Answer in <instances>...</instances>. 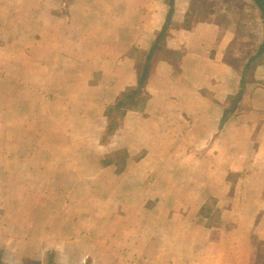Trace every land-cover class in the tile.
I'll return each instance as SVG.
<instances>
[{"label":"crops","instance_id":"crops-1","mask_svg":"<svg viewBox=\"0 0 264 264\" xmlns=\"http://www.w3.org/2000/svg\"><path fill=\"white\" fill-rule=\"evenodd\" d=\"M245 1L255 10L257 30L248 33L254 41L249 56L236 66L228 56L250 20L192 21L185 29L187 16L192 20L190 2L174 0L169 31L153 53L147 100L119 119L105 145V111L136 86L137 61L153 48L169 6L167 0L68 1L53 23L62 47L69 48L68 58H59L62 76L70 78L57 88L60 118L65 109L85 129V140L103 150L94 154L98 162L65 175V166L36 164L33 150L23 161L22 150L14 149L11 164L5 147L0 149L3 263L250 264L252 238L264 241V54L256 57L264 29L254 1ZM241 54L246 56L245 48ZM238 94L234 113L222 123L228 99ZM51 101L47 96L36 106L50 136ZM0 140L5 142V133ZM122 150L124 165L101 163L104 154ZM87 173L94 174L91 180ZM105 178L108 213L89 219L80 211L53 212L54 189L63 194L64 183L78 189L89 181L101 197ZM210 199L220 211L212 228L197 222ZM90 220H109L108 250L99 240H87V234L102 237V226ZM94 250L108 252V260L91 258Z\"/></svg>","mask_w":264,"mask_h":264},{"label":"rangeland","instance_id":"rangeland-1","mask_svg":"<svg viewBox=\"0 0 264 264\" xmlns=\"http://www.w3.org/2000/svg\"><path fill=\"white\" fill-rule=\"evenodd\" d=\"M68 1L63 0L62 4V0H0V28L4 29H0L4 32V35H0V134L5 133V142L0 140V149L5 147L11 162L14 149L22 150L23 161L30 160L27 155L33 150L36 164L45 165L48 162L55 169L65 166V170L74 172L65 175H78L75 172L77 167L94 164L99 159L94 158V154L103 149L95 147L98 145L97 141L85 140V129L75 118L66 114L65 109V114L60 118L62 110L57 102L61 101V94L57 92V88L60 84H68L70 78L62 76L59 58L63 54L68 58L69 48L63 46L66 47L63 49L61 37L55 32L57 26L53 23L64 15ZM189 2V13L194 22L210 20L218 23L225 21L244 23L243 19L250 20L247 31H244L231 47L235 52L234 56H228L230 63L242 65L245 61L243 57L249 56V45L254 42L250 40L249 35L254 36L257 30L254 28L256 21L253 19L255 10L250 8L252 5L245 0H189ZM243 48L246 50V56L241 54ZM139 62L141 61H137V64ZM47 96L55 102L51 136L46 133L44 121L41 122V118L36 116V106L44 103ZM110 156L111 154H104L101 163L109 160ZM93 175L85 174L86 180H91ZM103 181L105 183L109 179L105 178ZM64 184L67 188L63 190V194H60L62 191L54 189L53 212L80 211L89 215L87 218L90 219L95 213L110 211L108 183L103 185L101 197L97 196L99 190L95 192V185L89 181H86V188L78 189ZM100 200L102 204L98 205ZM205 206L206 211L210 212L209 218L199 214L197 222L206 224L209 228L217 227L220 223L218 219L220 211L215 201L210 199L203 205ZM185 210H188L186 206ZM87 222L102 226V237L91 238L87 234V240H99L100 243L106 244L108 250L109 220ZM251 245L250 264H264V241L252 238ZM105 252L94 250L90 256L96 260L99 256H102L103 260H108L106 258L108 252Z\"/></svg>","mask_w":264,"mask_h":264},{"label":"trees","instance_id":"trees-1","mask_svg":"<svg viewBox=\"0 0 264 264\" xmlns=\"http://www.w3.org/2000/svg\"><path fill=\"white\" fill-rule=\"evenodd\" d=\"M253 1L258 7V9L260 10L262 21H263V29H264V0H253ZM167 4L169 6V11H168L166 22H165L163 29L158 34L157 39L153 45V48L146 55L145 60L137 64V68H136L137 84L136 86L124 91L121 94V96L117 99L115 104L113 106L107 107L105 111V116L108 119V125L103 134V140L101 141L103 144L108 143L110 135L118 129L119 119L124 117L128 110H137L140 107H142L147 100V95L145 94V87L147 85V82H148V79H149V76L151 74L152 67H153L152 66L153 53L156 50L158 44H160L164 40V38L167 36L169 27L171 24V19L174 13V0H167ZM191 23H192V20L190 16H187L185 23H184V28L190 29ZM263 54H264V40H263L262 45L260 46L259 51L256 54V57L263 55ZM240 98H241L240 94H238L237 96L230 97L228 99V106L225 110L222 123L225 122L232 113H234L235 108L240 101ZM126 158H127V154L124 150L115 152L111 154L109 160L103 161V165H110L113 163H116V164L119 163L120 165H124ZM209 213L210 212L206 211V206L202 207L200 210V215L203 217L209 218ZM0 264H5L2 262L1 256H0ZM28 264H41V263L32 262ZM47 264H54V263L51 262Z\"/></svg>","mask_w":264,"mask_h":264}]
</instances>
